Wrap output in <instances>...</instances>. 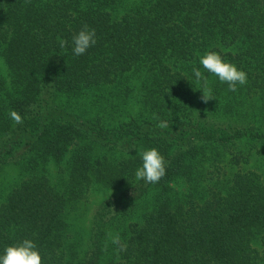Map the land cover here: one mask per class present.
Segmentation results:
<instances>
[{
  "label": "trees",
  "instance_id": "16d2710c",
  "mask_svg": "<svg viewBox=\"0 0 264 264\" xmlns=\"http://www.w3.org/2000/svg\"><path fill=\"white\" fill-rule=\"evenodd\" d=\"M153 147L166 174L138 181ZM23 239L44 264H264V0H0V255Z\"/></svg>",
  "mask_w": 264,
  "mask_h": 264
},
{
  "label": "clouds",
  "instance_id": "9594fccd",
  "mask_svg": "<svg viewBox=\"0 0 264 264\" xmlns=\"http://www.w3.org/2000/svg\"><path fill=\"white\" fill-rule=\"evenodd\" d=\"M59 44L61 48H64L67 46L68 41L60 39ZM95 44V29L89 28L85 24L72 37V52L76 56L83 55L88 48ZM199 62L207 72L218 77L220 82L226 83L229 91L235 92L238 85L247 84V73L238 69L233 63L226 61L217 51H206L200 57ZM193 74L198 81L203 80L205 86L207 85V79L198 68H193ZM209 99H212L211 90L206 88L203 92L202 100L207 102ZM10 116L17 124L23 122L16 111H12ZM154 118L159 120L158 117ZM169 126V122L164 120H160L157 124L160 129H167ZM140 155L142 166L136 169L135 178L146 183H158L166 174L164 156L154 147L143 151ZM113 243L120 245V251L126 249V244L121 243L119 235L113 238ZM0 264H44V262L36 243L31 239H23L19 243L4 249L3 254L0 255Z\"/></svg>",
  "mask_w": 264,
  "mask_h": 264
}]
</instances>
